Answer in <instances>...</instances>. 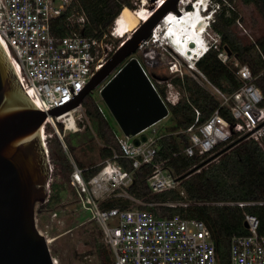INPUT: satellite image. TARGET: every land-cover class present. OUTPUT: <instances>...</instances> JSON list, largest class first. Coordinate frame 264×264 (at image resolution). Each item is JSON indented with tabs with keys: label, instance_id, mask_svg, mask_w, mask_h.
Masks as SVG:
<instances>
[{
	"label": "built area",
	"instance_id": "1",
	"mask_svg": "<svg viewBox=\"0 0 264 264\" xmlns=\"http://www.w3.org/2000/svg\"><path fill=\"white\" fill-rule=\"evenodd\" d=\"M62 17L67 32L56 35L52 24ZM86 23L85 13L78 10L74 0H0V41L5 44L25 90L47 113L73 101L108 60V35L102 38L85 35ZM115 30L114 25L113 34ZM155 30L139 49L150 40L155 43ZM215 49L224 64L238 68L235 73L242 85L234 93L227 94L213 84L196 63L195 68L187 63L194 78L221 102L204 122H200V111L197 110L195 122L183 130L190 139V145L182 150L187 156L210 155L218 146L236 143L243 135L255 140L264 136V95L255 85L256 77L251 68L240 64L236 56L228 53L225 45L215 46ZM153 52V58H149L151 52L145 53V58L155 59L157 54ZM172 66L179 76L185 75L182 65L179 67L174 62ZM152 82L159 94V89H164V96H160L168 109V104L179 102L182 95L173 81ZM106 83L97 88L100 94ZM221 107L230 110L231 118L222 113ZM73 109H77L73 131L66 129L61 115L47 116L42 129L46 146L49 127L59 135L58 124H64L68 133L83 130L85 125H79V121L84 123L87 118L86 109L83 103ZM157 125L142 132L147 135V140L139 145L123 131L122 135L117 134L118 149L111 148L112 155L105 159L98 174L90 180H86L84 175L88 168L80 167L71 157L74 167L71 184L84 208L91 212V219L102 226L104 240L112 248L115 264H222L212 232L203 220L180 215L157 217L152 211L139 207L101 206L102 201L118 188L124 191L121 195L128 200L144 205L127 189L134 182V171L146 164L155 167L149 178L153 191L178 188L179 181L168 169L167 174L161 172L165 169V162H155L163 135ZM62 144L66 150L69 149L66 143ZM121 158L131 160L133 170H126L119 162ZM181 193L185 194L183 190ZM237 204L243 207L255 203ZM246 223L249 234L235 235L231 240L230 264H264V235L258 232L259 219L247 214Z\"/></svg>",
	"mask_w": 264,
	"mask_h": 264
},
{
	"label": "trees",
	"instance_id": "2",
	"mask_svg": "<svg viewBox=\"0 0 264 264\" xmlns=\"http://www.w3.org/2000/svg\"><path fill=\"white\" fill-rule=\"evenodd\" d=\"M220 9L212 23L214 32L220 35L222 45L227 46L237 57L240 64H247L256 77L257 85L264 95V30L261 34L251 36L237 31L238 11L233 7L235 0H216ZM256 6L264 20V0H245ZM230 4V5H228ZM78 10L87 17L84 34L102 38L110 35L114 22L125 7L135 9L132 0H74ZM52 31L56 35L67 32L64 18L53 21ZM218 50H210L197 62L199 69L209 80L225 93L237 91L242 81L236 75L237 67L230 68L218 56ZM175 86L184 91L176 105L168 104L171 117L176 125L169 132H163L159 142V150L155 162H165L168 169L179 181L181 189L153 191L149 178L155 171L153 164H146L134 171V182L128 187V192L144 205L140 209L150 210L157 217H173L180 215L186 218L203 220L212 232L217 252L222 264H230L231 240L235 235H247L246 215L258 217V232L264 235V136L261 140L249 139L233 143L232 147L218 146L214 152L206 156H187L182 152L190 145V139L183 130L190 127L200 111V122L206 121L221 105L209 90L203 87L194 77L184 75L172 79ZM155 82V81H154ZM164 92V89H161ZM159 89L160 94L163 96ZM83 106L89 121L98 125L96 136L101 138L105 147L101 155L108 158L112 149H118L117 133L106 120L100 106L89 95L85 97ZM222 113L231 118L230 110L221 107ZM88 127L85 128V131ZM65 135V143H71ZM47 148L53 168L50 182V196L43 206H38L37 215L51 213L63 200L57 196V188L62 186L71 193V203H81L70 183L74 170L72 162L58 136L46 138ZM55 145V146H54ZM70 149L69 145L67 144ZM177 153V154H176ZM119 162L126 170H133L131 160L121 158ZM80 167L86 168L81 162ZM102 165H92L85 171V179L90 180L98 174ZM198 170L187 174L194 168ZM185 194H182L181 191ZM56 202L52 207L50 202ZM255 203L239 206L237 203ZM176 204L175 206L169 205ZM182 203V204H181ZM188 204V205H184ZM103 208L122 207L133 208L130 200L103 201ZM101 256V251H97Z\"/></svg>",
	"mask_w": 264,
	"mask_h": 264
},
{
	"label": "water",
	"instance_id": "3",
	"mask_svg": "<svg viewBox=\"0 0 264 264\" xmlns=\"http://www.w3.org/2000/svg\"><path fill=\"white\" fill-rule=\"evenodd\" d=\"M181 2L165 0L150 19L121 43L73 101L48 113L27 93L0 41V264H55L47 238L37 224L38 206L45 205L50 196L53 175L42 135L49 114L59 116L76 108L107 81L101 95L121 130L134 138L136 145L147 140L144 130L169 116L170 111L149 74L133 55L155 29L173 24L176 32L184 31V9H192L194 4L181 8ZM171 13L175 15L173 19ZM181 42L183 47L187 46L184 37ZM226 49L231 55L227 46Z\"/></svg>",
	"mask_w": 264,
	"mask_h": 264
},
{
	"label": "rangeland",
	"instance_id": "4",
	"mask_svg": "<svg viewBox=\"0 0 264 264\" xmlns=\"http://www.w3.org/2000/svg\"><path fill=\"white\" fill-rule=\"evenodd\" d=\"M151 1L152 0H132L135 6V9L133 10L138 11V9L140 10L145 3ZM190 6L188 8H190ZM233 7L239 13L236 28L238 32L248 36H251L253 33L256 35L262 33L264 30V20L254 4L246 2L245 0H235L233 2ZM111 30L113 31V27ZM209 31L211 32V28ZM207 34L208 32L206 33V36ZM126 39L127 37L121 38L112 32L108 35L107 40L109 41L110 47V49H107L108 59ZM153 51L157 54L155 59L150 60V57V59L145 58V53H153ZM133 57L138 58L142 62L149 74V77L156 83H158V81H172V79L176 77H181L172 70L175 67V65L174 67L172 66L174 62L178 63L179 67L182 65L185 75L194 77L193 72L188 69L187 61L184 58L176 54L169 46H160L152 40L149 41L148 48L143 47L142 49H139ZM176 88L183 96L184 91L177 86ZM161 93L164 96V92L162 91ZM89 98L94 100L100 108H102L106 120L115 132L122 135V130L116 118L107 106L102 95L98 92V89H95L91 94H89ZM79 125H85V127H82L83 130L79 133L73 134L69 137V141L71 143L67 144L70 149H65L70 161L72 162L73 158L75 163L80 165L82 162L86 168L91 167L92 165H103L105 159H107L101 155L102 149L105 147V143L101 138L96 136V132L98 130L96 121H89L87 116L84 123L79 121ZM175 125V119L169 114L168 117L158 123L157 127L159 131L163 133L169 132L170 128ZM86 127H88V129L85 131ZM58 128L61 135L56 134L54 129L49 127L48 136H58L60 141L65 143V135H70L72 133H68L65 130L64 124H58ZM241 139L249 140L251 138L243 135ZM167 171L168 170L166 169L161 170L164 174H167ZM178 189H181L180 183ZM123 192L124 191L122 189L118 188L115 192H112V194L105 199L104 202L113 201L115 199H120L122 202L128 201L126 197L121 195ZM57 196L63 200L51 213L37 215L38 227L42 233L46 235L55 263L115 264L112 248L104 240L103 228L100 223L91 219V212L86 210L82 203H71L72 199L70 191L64 189L62 186L57 188ZM55 203L56 202L51 201L50 206L52 207ZM131 203L133 208H137L139 206V204L135 201H131ZM98 250L101 251V256L98 255Z\"/></svg>",
	"mask_w": 264,
	"mask_h": 264
},
{
	"label": "bare ground",
	"instance_id": "5",
	"mask_svg": "<svg viewBox=\"0 0 264 264\" xmlns=\"http://www.w3.org/2000/svg\"><path fill=\"white\" fill-rule=\"evenodd\" d=\"M164 1L165 0H152L151 2L145 3L138 11L125 7L114 23L116 29L115 34L121 38L130 37L140 23L150 19L153 12L156 11ZM195 1L196 0H182L181 8L192 5ZM208 1L209 0H198L194 3L192 9H184V13L187 15L185 18L187 24L184 26V31L176 32L173 24H171L166 29H156L155 35L153 36V38L157 37L155 43L160 46H169L176 54L191 63L193 67L195 62L202 57L206 50L205 36L209 21L203 13V9L208 5ZM170 17L173 19L175 17L174 13H171ZM172 32H175L176 35L172 36ZM183 37L187 42L186 47H183L181 42V38ZM149 57L153 58L154 54L151 53ZM76 110L77 109H72L61 114V119H63V122L66 124V129L69 131H73L76 128L74 116Z\"/></svg>",
	"mask_w": 264,
	"mask_h": 264
},
{
	"label": "clouds",
	"instance_id": "6",
	"mask_svg": "<svg viewBox=\"0 0 264 264\" xmlns=\"http://www.w3.org/2000/svg\"><path fill=\"white\" fill-rule=\"evenodd\" d=\"M197 1L198 0L193 2V4L196 3ZM219 7H220V5H219V3H217L216 0H209L208 5L203 9V13L205 14V16H206V14H208L210 17H207L209 23H208V29H207L208 34H207V36H205L206 50L200 59H202L210 50L215 49V46H222V41H221L220 35L217 34L216 32H214L212 29V23L214 22L215 17H216V15L220 9ZM210 28H211V32L209 31ZM198 61L195 62L196 65H197ZM187 63H188V61H187Z\"/></svg>",
	"mask_w": 264,
	"mask_h": 264
},
{
	"label": "flooded vegetation",
	"instance_id": "7",
	"mask_svg": "<svg viewBox=\"0 0 264 264\" xmlns=\"http://www.w3.org/2000/svg\"><path fill=\"white\" fill-rule=\"evenodd\" d=\"M144 47H145V48H148V47H149V43H147Z\"/></svg>",
	"mask_w": 264,
	"mask_h": 264
}]
</instances>
